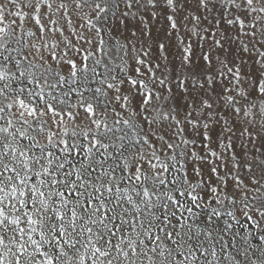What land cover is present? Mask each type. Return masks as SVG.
<instances>
[{"label":"snow or ice","instance_id":"6c2138e0","mask_svg":"<svg viewBox=\"0 0 264 264\" xmlns=\"http://www.w3.org/2000/svg\"><path fill=\"white\" fill-rule=\"evenodd\" d=\"M0 264H264V0L0 2Z\"/></svg>","mask_w":264,"mask_h":264},{"label":"rangeland","instance_id":"374dc122","mask_svg":"<svg viewBox=\"0 0 264 264\" xmlns=\"http://www.w3.org/2000/svg\"><path fill=\"white\" fill-rule=\"evenodd\" d=\"M0 2H3V0H0ZM7 22V21H6Z\"/></svg>","mask_w":264,"mask_h":264}]
</instances>
